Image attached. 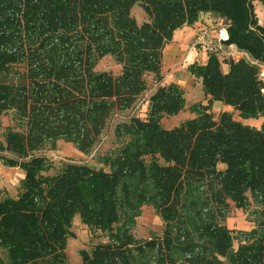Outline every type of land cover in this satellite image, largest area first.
<instances>
[{
    "label": "trees",
    "instance_id": "1",
    "mask_svg": "<svg viewBox=\"0 0 264 264\" xmlns=\"http://www.w3.org/2000/svg\"><path fill=\"white\" fill-rule=\"evenodd\" d=\"M264 0H0V162L25 174L16 198L0 200V264H70L76 216L106 242L79 252L81 264H264ZM139 5L147 21L132 15ZM226 27L247 57L188 66L207 104L195 118L166 129L186 109V91L162 85L163 52L177 30L203 14ZM111 56L119 76L99 71ZM223 64L229 66L223 71ZM145 119L132 111L150 88ZM221 102L233 111H212ZM238 114L240 120L234 118ZM103 167L69 159L58 170L46 155L60 141L98 152ZM254 223L227 226L232 206ZM161 233L135 234L144 207ZM253 208L249 212L250 208ZM237 245V246H236Z\"/></svg>",
    "mask_w": 264,
    "mask_h": 264
},
{
    "label": "rangeland",
    "instance_id": "2",
    "mask_svg": "<svg viewBox=\"0 0 264 264\" xmlns=\"http://www.w3.org/2000/svg\"><path fill=\"white\" fill-rule=\"evenodd\" d=\"M256 14L258 16L259 22L264 25V18L262 17L263 11L260 9V5L255 3ZM132 15L136 18L139 24L147 21V17L139 5H136L132 10ZM264 15V14H263ZM216 19L215 26H217L220 22V19L214 17ZM201 44H197L196 48H200ZM228 52L220 53L221 60L229 59L230 57L227 55ZM175 60L171 59V57L165 56L163 58V67L167 69L173 64ZM97 70L99 71H107L110 72L113 76H119L122 71V67L115 62V60L111 56H107L103 58L98 66ZM182 87L186 91V99L188 105H194L195 103L202 102L207 104L208 101L205 99V96L202 92V86H199L198 83L195 82L185 83L182 82ZM190 85V86H189ZM149 91H147L144 95H142L136 105V107L132 111H127L125 114H133L142 119H145L147 116V101L149 99V95L151 94V90L155 88V84L151 83ZM189 86V87H188ZM222 105V104H221ZM212 111L218 117L219 113L222 111H230L232 112L233 109L229 107H225L224 105L218 106L215 104L212 107ZM182 118L175 117H166L163 119V125L166 129H172L174 127L179 126L182 122L191 119V116L188 112L185 115H179ZM234 118L236 120H240L238 114L234 113ZM261 120H242L246 121L245 124L250 125L252 127L261 128L264 119L259 118ZM11 125V118L9 116H5L2 119V128L0 129V140H4V132L8 126ZM72 147V146H71ZM113 147V136L111 133L104 139L103 143L101 144L100 148L98 149L97 153H94L90 156L83 155L79 153L74 147L70 148L65 142L60 141L58 143V147L56 150H48L46 151V155L54 162L55 169L51 171V174L55 173L58 168H60L63 162L68 161L69 159H73L77 162L88 164L95 168L103 167L101 164L97 162V155L98 154H105ZM254 207L250 208L249 212L253 210ZM249 218L253 219L254 216H248L242 209H237L234 205L232 206L231 212L227 219V226L233 230H241V231H250L254 227V223L249 221ZM163 230V223L161 222L160 218L156 215L155 211L152 207H144L142 215L137 220V226L135 228V234L138 238H147L152 231L157 233H161ZM73 233H75L76 238L72 239V243H69L68 246V255L70 264H81L82 259L79 254L81 250L91 251L93 246L100 243L106 242L107 238L105 236H98L92 237L88 228L79 220H77L72 228ZM237 246V245H236Z\"/></svg>",
    "mask_w": 264,
    "mask_h": 264
},
{
    "label": "crops",
    "instance_id": "3",
    "mask_svg": "<svg viewBox=\"0 0 264 264\" xmlns=\"http://www.w3.org/2000/svg\"><path fill=\"white\" fill-rule=\"evenodd\" d=\"M257 3L260 5V9L261 11H263L264 14V7L262 6L261 3L259 2ZM263 14L262 17L264 18ZM215 23H216V19L212 14L210 13L203 14L201 15L199 21L193 27H184L183 29H179L175 32L173 41L165 47L163 52V58L167 56L169 58L171 57V59L172 60L174 59L175 61L173 62V64L170 66L169 69L166 70V68L163 67V75L165 76V78L162 85L177 83L182 87L181 85L182 82H185L186 84L187 83L193 84L195 82L196 79L190 76V74L187 71V68L192 63L198 62L204 64L207 61L209 55L208 46L212 45L217 40L216 27L220 25V23L217 26H215ZM197 44H201V47L196 48ZM236 49L237 48L235 46H233L232 48H228L229 51H235ZM222 69L223 71L227 72L229 70V66L227 64H223ZM149 82L150 84L154 83L152 76L149 77ZM196 82L198 83L199 86H201L200 81L196 80ZM154 87L155 88L151 90V94L156 90L158 84H155ZM148 103L149 101H147V111H148ZM215 104L218 106H222L221 102H215L214 106ZM191 106L192 105H188L186 99L185 111L180 112L176 116V118L179 117L182 118L179 115L182 114L185 115L186 112L190 114L191 119L195 118L196 114H193L189 111V108ZM67 145H69L70 148L74 147L71 144H67ZM24 176H25L24 172L19 168H8L5 167L0 162V200L5 196L16 198L18 195V189L20 187V183L24 178ZM77 220L81 222L80 216L75 217L74 223ZM70 242L72 243V239L69 240V243Z\"/></svg>",
    "mask_w": 264,
    "mask_h": 264
},
{
    "label": "built area",
    "instance_id": "4",
    "mask_svg": "<svg viewBox=\"0 0 264 264\" xmlns=\"http://www.w3.org/2000/svg\"><path fill=\"white\" fill-rule=\"evenodd\" d=\"M216 39L217 40L215 41V43L208 46V52L209 51H215L219 53L228 52L227 55L230 58L237 59V60L247 57V54L242 53L238 51L237 49L235 51L228 50V48H232L233 46H226L224 44L225 42L229 40V35H228L226 27L222 23L216 27ZM260 76H261V79L264 80V68Z\"/></svg>",
    "mask_w": 264,
    "mask_h": 264
},
{
    "label": "water",
    "instance_id": "5",
    "mask_svg": "<svg viewBox=\"0 0 264 264\" xmlns=\"http://www.w3.org/2000/svg\"><path fill=\"white\" fill-rule=\"evenodd\" d=\"M242 121V120H241Z\"/></svg>",
    "mask_w": 264,
    "mask_h": 264
}]
</instances>
